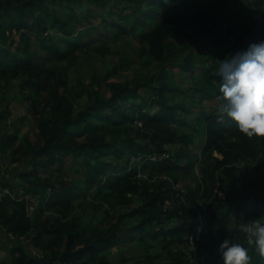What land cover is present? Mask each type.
<instances>
[{
	"label": "trees",
	"instance_id": "1",
	"mask_svg": "<svg viewBox=\"0 0 264 264\" xmlns=\"http://www.w3.org/2000/svg\"><path fill=\"white\" fill-rule=\"evenodd\" d=\"M75 27L101 42L83 44ZM126 38L137 43L134 57L115 50ZM261 41L264 0H0V116L9 118L2 105L18 91L38 130L35 141L0 137L18 166L0 177V264H223L230 228L234 243L254 249L242 229L264 209V139L219 121L215 108L221 61ZM193 46L209 56L196 61ZM83 54L116 56L108 76L140 67L126 81L99 85L96 73L71 83ZM185 73L201 86L180 87ZM84 98L82 108L72 103ZM64 159L75 176L41 175ZM188 179L196 183L183 186ZM103 210L115 220L109 228L95 219ZM124 236L143 250L135 263L111 258Z\"/></svg>",
	"mask_w": 264,
	"mask_h": 264
},
{
	"label": "rangeland",
	"instance_id": "2",
	"mask_svg": "<svg viewBox=\"0 0 264 264\" xmlns=\"http://www.w3.org/2000/svg\"><path fill=\"white\" fill-rule=\"evenodd\" d=\"M99 11V10H98ZM102 16L105 14V12L103 11H99V15ZM92 23H96L99 24L100 19L98 18H93ZM84 28H77L75 27L72 31L74 33L73 38H77L80 39L82 41L83 44L86 43H93V44H99L101 42L100 36H93V34H90L89 32H82ZM98 29H100L101 31L104 29L103 27H99ZM56 34V33H54ZM60 35V34H58ZM57 35V36H58ZM16 36V40L19 42L20 37L19 35H15ZM60 36L57 37V39H59ZM248 40H250V37H247ZM181 42H179L180 44ZM194 47V46H193ZM31 48L33 50L38 51L39 53H44L45 57H46V65L48 67L51 68H55L56 67V59L51 57L49 52L46 51L44 49V45L40 42H32ZM121 48H125L127 49L128 52L131 53V55L134 57L138 54L139 49L137 46L136 41H134L131 38H126L125 40H123L121 42L120 47L118 46L115 50L121 49ZM192 49V54L195 56L196 61H198L200 58H207L209 56V52H202L199 51L198 49H196V47L191 48ZM207 49H209L207 47ZM229 54V53H228ZM118 62L117 57H112V56H107L106 58H103L97 54H83L81 59L78 60L76 63H74L73 65L71 64V70H70V81L71 83H75L78 80L83 81L84 83H89L92 79V77H94V75L96 73H99L101 77L98 78V83L100 84H105L108 81H112V80H118V81H126L128 79H131L133 76L136 75V71L137 69H139V65H135L133 66L131 71L128 72H124L121 73V75H115V76H108L107 73H109L110 69ZM211 62H213V60H211ZM196 75L199 77L200 72H197ZM177 79H175L177 81V83L179 84L180 87H182L184 90H187L190 87H194V86H201L200 84V80L199 78L192 77V73H185L183 78L182 77H176ZM16 94H11V100H7L6 102H4V104L2 105V110L8 108L11 111V115L9 116V118L7 120L3 119L2 116H0V137L6 136L9 132L11 131H16V133L18 134V136L23 140L25 139L26 135H30V137L32 138L33 141L37 140L38 138V130L36 129L35 125H34V120H33V115L31 110L28 107L27 102L25 101L24 97L22 96V94H20L18 91H15ZM38 98V97H37ZM86 98L75 101L72 100V103L79 109L82 108L83 105L86 103ZM213 104H211L210 102L209 104V108L213 109L215 106V103L212 102ZM195 116V115H193ZM193 116H191L192 118H194ZM189 118V116H188ZM177 133L181 134V133H186V134H191L192 131L191 130H186V129H180L177 130ZM198 143H201V138H199ZM197 150V149H196ZM17 164L14 163L13 161V156L11 155V150L10 149H5L4 144L2 143V141H0V177L9 174V172L13 173L15 172L13 170L14 167H16ZM18 167V166H17ZM254 167V164L253 166ZM25 168V167H24ZM40 173L43 176H52L54 178H56L57 176L63 174L64 176H67V174H75V168L74 165H72V163L68 162L67 160L64 159L63 161H60L59 163H57L55 166L48 168L47 170H43V168L40 169ZM255 174V173H254ZM243 173H239L238 176V180L240 182H242L244 180ZM187 183L193 184L196 183L195 180H186L184 181V183H182L183 186H186ZM23 187L20 186L19 190H21V193L23 191ZM183 189H185L183 187ZM1 196V195H0ZM33 207L31 206V209ZM14 209V208H13ZM263 211V212H262ZM86 218L90 221L92 220L94 217V211L93 210H87V214H86ZM243 218V216H242ZM96 221L100 222V224H102V226L109 228L110 225L115 222V220H112V217H108L106 214V211H100L97 212V215L95 217ZM258 221L260 222H264V209H262L260 211V214L258 215V217L256 218ZM231 222L232 224H236L237 220H238V214L236 210H233L231 212ZM108 231V230H107ZM236 231L233 230L232 228H230V230L228 231V233L226 234V236H223L221 239V242H223L225 239H229L232 242L233 240V234ZM231 233V235H229ZM244 236V235H243ZM125 237H122L120 241L123 242L122 245H114L110 247V255L111 258L113 260V262H117L119 261V259L121 258H125L128 257L131 259V261L133 263L137 262L139 260V258L141 257V254L143 253L142 248L140 247V245H138L137 243L133 242V241H126L128 239L125 240ZM99 238L98 234H92V235H85L82 238V242L86 243V242H93L96 239ZM0 245L4 246L5 243L2 242V240H0ZM7 245H5L4 247H6ZM247 249L249 251V256L251 257L250 260V264H264V257L259 256V254H250L253 251H256L255 247L254 249H249V246H247ZM2 252L4 251L3 248L0 249ZM158 250L156 249V252ZM131 263V262H130Z\"/></svg>",
	"mask_w": 264,
	"mask_h": 264
},
{
	"label": "clouds",
	"instance_id": "3",
	"mask_svg": "<svg viewBox=\"0 0 264 264\" xmlns=\"http://www.w3.org/2000/svg\"><path fill=\"white\" fill-rule=\"evenodd\" d=\"M240 50L218 67L220 84L215 112L219 121L234 122L244 136L264 139V41ZM242 230L247 234V243L264 257V222L254 221ZM219 252L223 264H250L248 249L240 243L225 239Z\"/></svg>",
	"mask_w": 264,
	"mask_h": 264
},
{
	"label": "crops",
	"instance_id": "4",
	"mask_svg": "<svg viewBox=\"0 0 264 264\" xmlns=\"http://www.w3.org/2000/svg\"><path fill=\"white\" fill-rule=\"evenodd\" d=\"M4 234H2V231H0V237H2ZM5 236V235H4Z\"/></svg>",
	"mask_w": 264,
	"mask_h": 264
}]
</instances>
